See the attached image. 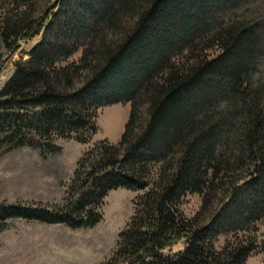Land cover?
<instances>
[{
    "label": "trees",
    "instance_id": "1",
    "mask_svg": "<svg viewBox=\"0 0 264 264\" xmlns=\"http://www.w3.org/2000/svg\"><path fill=\"white\" fill-rule=\"evenodd\" d=\"M246 3L264 0H7L0 45L42 38L0 91V146L55 154L57 139L89 144L100 109L130 110L118 143L84 151L61 206L1 202L0 225L93 228L121 188L138 195L108 264L264 255V23Z\"/></svg>",
    "mask_w": 264,
    "mask_h": 264
},
{
    "label": "rangeland",
    "instance_id": "2",
    "mask_svg": "<svg viewBox=\"0 0 264 264\" xmlns=\"http://www.w3.org/2000/svg\"><path fill=\"white\" fill-rule=\"evenodd\" d=\"M0 0V19L6 9ZM243 13L264 23V3L250 4ZM42 32L30 40H18L6 48L0 45V91L14 73L15 65L28 59L29 51L41 40ZM80 53L69 61H76ZM255 79L264 84V54ZM128 104H114L98 111L97 132L87 145L57 139L60 151L43 155L38 149L21 147L7 151L0 146V203L24 202L36 206H61L77 161L97 141L116 144L128 119ZM138 195L127 189L110 191L101 208L102 219L93 228L72 229L65 225H47L36 221L11 219L0 225V264H108L118 234L132 215ZM200 197L189 194L181 209L192 217L200 207ZM264 233V222L258 235ZM182 241L162 251L173 255L183 250ZM246 264H264L263 254H253Z\"/></svg>",
    "mask_w": 264,
    "mask_h": 264
},
{
    "label": "crops",
    "instance_id": "3",
    "mask_svg": "<svg viewBox=\"0 0 264 264\" xmlns=\"http://www.w3.org/2000/svg\"><path fill=\"white\" fill-rule=\"evenodd\" d=\"M182 243H183V241H182Z\"/></svg>",
    "mask_w": 264,
    "mask_h": 264
}]
</instances>
